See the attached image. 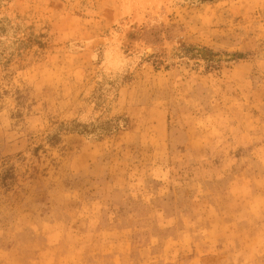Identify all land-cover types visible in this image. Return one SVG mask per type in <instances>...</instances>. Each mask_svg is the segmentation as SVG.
I'll use <instances>...</instances> for the list:
<instances>
[{
  "label": "rangeland",
  "instance_id": "rangeland-1",
  "mask_svg": "<svg viewBox=\"0 0 264 264\" xmlns=\"http://www.w3.org/2000/svg\"><path fill=\"white\" fill-rule=\"evenodd\" d=\"M0 264H264V0H0Z\"/></svg>",
  "mask_w": 264,
  "mask_h": 264
},
{
  "label": "trees",
  "instance_id": "trees-1",
  "mask_svg": "<svg viewBox=\"0 0 264 264\" xmlns=\"http://www.w3.org/2000/svg\"><path fill=\"white\" fill-rule=\"evenodd\" d=\"M202 2H207V1H215V0H201ZM120 121L121 119H114L110 121H101L99 120L96 123H93L92 125L89 126L88 129H92L95 131L96 135L98 137L100 136H105V135H110L113 132L117 131L120 127ZM83 128H85V125L78 123V122H72L70 124H62L58 131L54 133L49 140L52 141L54 138L60 137V132H66V133H82ZM90 131V130H89Z\"/></svg>",
  "mask_w": 264,
  "mask_h": 264
}]
</instances>
